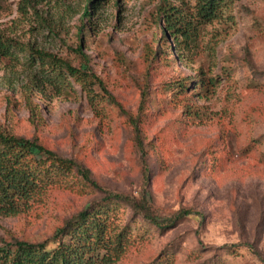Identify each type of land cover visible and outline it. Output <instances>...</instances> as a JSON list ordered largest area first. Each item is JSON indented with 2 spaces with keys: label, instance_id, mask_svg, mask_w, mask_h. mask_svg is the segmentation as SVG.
<instances>
[{
  "label": "rangeland",
  "instance_id": "374dc122",
  "mask_svg": "<svg viewBox=\"0 0 264 264\" xmlns=\"http://www.w3.org/2000/svg\"><path fill=\"white\" fill-rule=\"evenodd\" d=\"M167 1L195 16L199 0H47L27 15L23 0H0V30L23 47L0 60V129L76 159L104 192L145 196L162 219L190 212L160 230L121 208L135 238L118 264L163 253L171 264H264V0L198 17L195 48L178 58ZM31 49L78 68L82 52L107 93L40 91ZM104 192L55 188L0 215V246L51 238Z\"/></svg>",
  "mask_w": 264,
  "mask_h": 264
},
{
  "label": "trees",
  "instance_id": "16d2710c",
  "mask_svg": "<svg viewBox=\"0 0 264 264\" xmlns=\"http://www.w3.org/2000/svg\"><path fill=\"white\" fill-rule=\"evenodd\" d=\"M45 1L23 0L21 12L27 15L29 7L34 8ZM232 1L199 0L195 16L168 1L161 7L168 31L177 42V58L178 52L195 48L198 17L208 22L218 19ZM38 14L36 11L42 20ZM16 50L23 51V47L0 30V60L14 59ZM29 51L33 79L40 91L62 97L73 94L76 91L73 85L77 84L91 102L98 91L107 93L82 52L81 56L87 62L78 68L55 54L38 49ZM38 110L37 106L31 107L33 117ZM89 185L104 192L92 179L89 169L76 159L57 154L36 137L25 138L0 129V215L20 214L51 189L83 193ZM104 194L101 200L86 205L67 219L51 238L43 242L16 241L1 245L0 264H118L135 238L131 227L121 223V208L130 209L134 218L140 217L145 224L160 230L173 228L190 215L182 210L171 218L162 219L153 212L145 196L136 198L112 191ZM171 257L163 253L148 264H171Z\"/></svg>",
  "mask_w": 264,
  "mask_h": 264
}]
</instances>
